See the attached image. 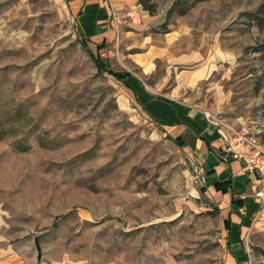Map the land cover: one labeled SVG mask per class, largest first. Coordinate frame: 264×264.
<instances>
[{"label": "rangeland", "instance_id": "rangeland-1", "mask_svg": "<svg viewBox=\"0 0 264 264\" xmlns=\"http://www.w3.org/2000/svg\"><path fill=\"white\" fill-rule=\"evenodd\" d=\"M174 1L112 0L119 38L97 49L63 0H0V264H226L193 159L106 69L264 143V0ZM242 238L264 264V224Z\"/></svg>", "mask_w": 264, "mask_h": 264}, {"label": "crops", "instance_id": "crops-1", "mask_svg": "<svg viewBox=\"0 0 264 264\" xmlns=\"http://www.w3.org/2000/svg\"><path fill=\"white\" fill-rule=\"evenodd\" d=\"M63 1L74 16L79 32L90 43L105 45L119 38L120 28L114 20L116 11L112 0ZM169 46L164 40L161 46H154L153 50L134 60L144 68L153 55H171ZM147 68L151 71V67ZM126 80L137 104L166 134L180 139L181 146L205 171L206 183L199 189L223 215L224 240L228 248L226 264L243 263L248 253L242 238L244 232L264 224L261 201L255 196L261 184L257 185L248 177L241 161L225 158L221 133L207 123L201 109L176 96L178 86L162 92L147 89L138 76L131 74ZM188 80L190 78L187 83Z\"/></svg>", "mask_w": 264, "mask_h": 264}, {"label": "built area", "instance_id": "built-area-1", "mask_svg": "<svg viewBox=\"0 0 264 264\" xmlns=\"http://www.w3.org/2000/svg\"><path fill=\"white\" fill-rule=\"evenodd\" d=\"M203 117L209 125L216 127L224 139V156L227 159L239 160L248 177L257 185L255 195L261 201L260 210H264V143L255 132L254 127L248 123L232 126L222 117L213 115L210 111L203 110ZM191 182L195 186H203L206 183V174L202 167L192 161Z\"/></svg>", "mask_w": 264, "mask_h": 264}, {"label": "trees", "instance_id": "trees-1", "mask_svg": "<svg viewBox=\"0 0 264 264\" xmlns=\"http://www.w3.org/2000/svg\"><path fill=\"white\" fill-rule=\"evenodd\" d=\"M143 7L147 10H149L150 13H152L154 10L150 5H147L145 0H139ZM200 1H206V0H175L171 7L168 10V16H171L173 14L183 15L185 14L193 5H195L197 2ZM164 32H166V29H163ZM104 46V43H99L96 45L97 49H100ZM95 62L97 63V68L100 71L105 70V66L103 65L102 61L99 60L98 57L95 58ZM109 73H111L115 78L122 81L125 86L130 87V85L127 82V77L130 75L128 72H117L112 71L110 69H106ZM172 140L176 141L180 146L183 144V142L178 138H172ZM202 189V188H201ZM224 224H227V220L224 221Z\"/></svg>", "mask_w": 264, "mask_h": 264}, {"label": "bare ground", "instance_id": "bare-ground-1", "mask_svg": "<svg viewBox=\"0 0 264 264\" xmlns=\"http://www.w3.org/2000/svg\"><path fill=\"white\" fill-rule=\"evenodd\" d=\"M126 109V108H125Z\"/></svg>", "mask_w": 264, "mask_h": 264}]
</instances>
